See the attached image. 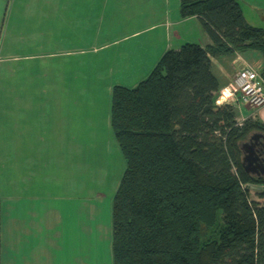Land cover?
Here are the masks:
<instances>
[{"label": "trees", "instance_id": "trees-1", "mask_svg": "<svg viewBox=\"0 0 264 264\" xmlns=\"http://www.w3.org/2000/svg\"><path fill=\"white\" fill-rule=\"evenodd\" d=\"M179 10L211 43L168 49L145 79L111 89L110 127L125 161L112 264H264V175L243 168L239 147L264 135V122H241L233 104H217L212 71V58L264 56V27L247 22L240 0H180Z\"/></svg>", "mask_w": 264, "mask_h": 264}, {"label": "crops", "instance_id": "crops-1", "mask_svg": "<svg viewBox=\"0 0 264 264\" xmlns=\"http://www.w3.org/2000/svg\"><path fill=\"white\" fill-rule=\"evenodd\" d=\"M120 1L124 8L136 3ZM143 1L151 12L144 30L154 34L142 49L146 65L138 71L147 72L168 49L211 43L196 16L181 17L180 0ZM92 2L78 0L74 7V0H0V264L102 259L109 226L103 229L97 208L81 203L74 217L66 205L71 194L63 192L70 187L65 168L70 170L72 144L85 147L93 124L83 53L69 49L71 15L97 7ZM240 5L249 24L264 27V0H240ZM255 53L212 58L221 88L243 65L264 67V57ZM236 109L239 119L257 115L264 122V106ZM55 186L61 187L59 194L51 193ZM67 240L74 249L64 258Z\"/></svg>", "mask_w": 264, "mask_h": 264}, {"label": "rangeland", "instance_id": "rangeland-1", "mask_svg": "<svg viewBox=\"0 0 264 264\" xmlns=\"http://www.w3.org/2000/svg\"><path fill=\"white\" fill-rule=\"evenodd\" d=\"M115 1L93 0L92 6L97 7L87 9L88 12L80 13L78 10L76 15H71L74 19L72 20V40L69 49L83 53L82 59L86 63L89 122L93 124L88 128V140L85 147L78 149V147L75 148L76 144H72L70 170L65 168L67 173L65 178L69 179L70 187L68 190H63L71 194V198L66 199V205L70 206L74 217L77 216L76 209L81 207L77 203L99 210V219L104 225L103 229L106 228L107 231V225L109 226L110 241L113 197L125 169V161L110 127L111 89L114 85L135 86L147 77L154 66L153 64L151 69L144 74L138 71L146 65L142 58V49L147 39H152L154 34V32L144 30L150 25L151 12L144 6L146 4L142 5L147 2L135 0L134 6L132 3L124 8V2ZM77 3L78 0H74V7ZM156 10L160 11V8ZM81 17L84 22H80ZM75 38H80L78 45L75 44ZM249 52H256L255 54L264 57L259 51L250 50ZM252 117H257V115ZM237 118L243 121L238 115ZM54 188L51 193L59 194L61 187L55 186ZM258 190V187L251 188V197L256 198ZM221 217L222 214L219 212V221ZM208 234L205 231L202 232V241L209 237ZM103 235L105 236V233ZM108 236L106 232L102 259L97 260L94 256H89V264H112V249L107 246ZM64 248L63 257L69 258L70 250H73L74 246L67 240ZM93 250L91 249L90 255Z\"/></svg>", "mask_w": 264, "mask_h": 264}, {"label": "built area", "instance_id": "built-area-1", "mask_svg": "<svg viewBox=\"0 0 264 264\" xmlns=\"http://www.w3.org/2000/svg\"><path fill=\"white\" fill-rule=\"evenodd\" d=\"M216 102L230 103L236 108L248 106L258 109L264 106V67L243 65L230 83L220 89Z\"/></svg>", "mask_w": 264, "mask_h": 264}, {"label": "water", "instance_id": "water-1", "mask_svg": "<svg viewBox=\"0 0 264 264\" xmlns=\"http://www.w3.org/2000/svg\"><path fill=\"white\" fill-rule=\"evenodd\" d=\"M241 163L243 168L255 176L264 175V135L253 133L247 140L241 142Z\"/></svg>", "mask_w": 264, "mask_h": 264}, {"label": "flooded vegetation", "instance_id": "flooded-vegetation-1", "mask_svg": "<svg viewBox=\"0 0 264 264\" xmlns=\"http://www.w3.org/2000/svg\"><path fill=\"white\" fill-rule=\"evenodd\" d=\"M264 154V153H263Z\"/></svg>", "mask_w": 264, "mask_h": 264}]
</instances>
